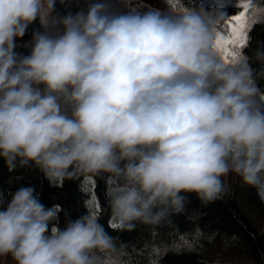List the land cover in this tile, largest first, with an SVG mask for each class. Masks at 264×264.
Masks as SVG:
<instances>
[{"label":"clouds","instance_id":"1","mask_svg":"<svg viewBox=\"0 0 264 264\" xmlns=\"http://www.w3.org/2000/svg\"><path fill=\"white\" fill-rule=\"evenodd\" d=\"M55 6L0 0V158L10 172L35 167L52 186L108 175L121 230L183 211V194L215 201L229 173L264 201V69L222 59L224 12H121L93 0L60 16ZM37 20L30 55H17L16 38ZM255 59L264 64V50ZM10 196L0 192V257L13 264H101L116 251L90 211L60 228V206L46 208L33 187Z\"/></svg>","mask_w":264,"mask_h":264},{"label":"trees","instance_id":"2","mask_svg":"<svg viewBox=\"0 0 264 264\" xmlns=\"http://www.w3.org/2000/svg\"><path fill=\"white\" fill-rule=\"evenodd\" d=\"M211 1V3H209ZM111 0L114 9L126 11V5L141 12L151 9L186 7L219 10L233 5L235 0ZM93 0H56L55 11L60 16L86 10ZM259 3V0H257ZM226 5V6H225ZM43 31L39 20L29 25L25 35L16 38L14 51L19 56L30 55L33 33ZM264 50V22L255 24L249 33L243 56L249 58L257 74L264 69L255 59L257 50ZM256 84L264 92V77L257 75ZM224 191L213 202L204 204L195 194L187 196L183 211L171 213L158 224L137 222L133 230L109 227L110 209L106 196L111 178L106 174L80 176L64 180L62 186H52L43 173L35 167H17L9 171L0 158V192L5 201L20 187H33L40 202L50 208L59 205L58 226L63 228L68 220H75L86 211L96 213L99 223L115 239L116 251L105 254L119 264H264V201L254 187L247 186L234 173L222 177ZM97 197L90 208L86 203Z\"/></svg>","mask_w":264,"mask_h":264},{"label":"snow or ice","instance_id":"3","mask_svg":"<svg viewBox=\"0 0 264 264\" xmlns=\"http://www.w3.org/2000/svg\"><path fill=\"white\" fill-rule=\"evenodd\" d=\"M239 6L238 14H231L227 20L229 34H217L215 48L226 62H232L242 57V50L247 47L249 33L255 24L264 21V0H235L234 7ZM97 197L92 196L86 203L91 208L96 204ZM97 210L99 205L96 204ZM97 217L96 213H93ZM109 227L117 229L119 226L109 220Z\"/></svg>","mask_w":264,"mask_h":264},{"label":"rangeland","instance_id":"4","mask_svg":"<svg viewBox=\"0 0 264 264\" xmlns=\"http://www.w3.org/2000/svg\"><path fill=\"white\" fill-rule=\"evenodd\" d=\"M209 3H211V1H209ZM215 5V3H213V6ZM192 8V7H190ZM196 8V7H195ZM241 10L240 7H227L226 9L222 10L221 12L225 13V19L222 22V25L219 29V33L222 35L227 36L229 34V29L227 26V20L230 19L231 14H238V12ZM264 22V21H262ZM243 56V54H242ZM229 175V174H228ZM227 175V176H228ZM225 176V177H227ZM0 264H13L11 257H0ZM101 264H119L117 263L115 260L110 259V258H106V259H101Z\"/></svg>","mask_w":264,"mask_h":264}]
</instances>
